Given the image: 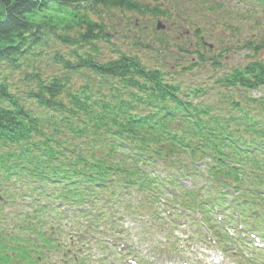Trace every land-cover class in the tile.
Here are the masks:
<instances>
[{"label":"trees","instance_id":"1","mask_svg":"<svg viewBox=\"0 0 264 264\" xmlns=\"http://www.w3.org/2000/svg\"><path fill=\"white\" fill-rule=\"evenodd\" d=\"M239 1L261 29L242 41L232 30L253 58L225 69L231 47L210 58L213 30L184 29L160 4L0 0V264H88L69 244L103 243L106 206L112 226L163 212L226 245L264 238V0ZM115 11L169 23L123 46Z\"/></svg>","mask_w":264,"mask_h":264},{"label":"rangeland","instance_id":"2","mask_svg":"<svg viewBox=\"0 0 264 264\" xmlns=\"http://www.w3.org/2000/svg\"><path fill=\"white\" fill-rule=\"evenodd\" d=\"M142 3L150 4V6L159 5L162 8L170 9L175 20L180 18L184 19V29H191V25H201L205 27L208 31H212V36H215L213 40L209 43H213L214 49L212 48L210 58L218 56L217 49H224L231 47L229 52H226V56L222 62L226 66L225 69L235 67L237 65H244L247 61L253 58L251 52L244 47L239 50L237 46V39H231L230 33L233 29L238 28L241 30L238 34L241 41L246 37H249L257 33L258 29L252 28L251 20L247 17V10L249 7L239 0H139ZM259 11V10H258ZM114 17L109 20L110 26H114L112 31L117 37L119 45L127 46L129 43L126 39L132 37L135 34L143 35L144 42L152 41L157 36L155 28L159 22L164 25L168 24L169 21L165 17L154 18L149 15H139L136 13H121L115 11ZM107 19V16H105ZM264 19V18H263ZM231 26L229 34L223 33L221 31H226L227 26ZM160 31V30H158ZM234 33V32H233ZM223 35H228L223 42L224 45L220 46V43L216 42L217 37ZM230 36V37H229ZM229 37V38H228ZM192 42L195 41L194 37L190 39ZM133 52L143 53L144 48L140 49L138 46L131 48ZM153 57L155 54L149 52ZM264 53L259 54V58L263 57ZM194 56V54H191ZM187 59V56L185 57ZM172 64L179 63L176 60L171 59ZM175 63L174 67L175 73L179 76H184V78L190 79L194 78L193 75L182 73V66H178ZM184 64V63H183ZM170 68V67H169ZM220 72H223L222 70ZM205 75V71L202 72ZM207 75V73H206ZM195 78H197L195 76ZM128 203H126L127 205ZM133 205V203H131ZM136 206V205H135ZM138 207V206H136ZM106 218L98 221L96 225L97 233L99 237H103L102 241L107 242L106 252L100 247L104 246L101 242L99 245L93 244L92 238L94 235H85L83 239L86 244L81 243L69 244L70 253L76 252V254L91 257L88 259V264H246L247 261L245 257H253L250 250L245 249V256L239 257L236 253H240L239 245L232 244L231 247L225 248L224 254L231 257L232 259H227L220 254L218 249L222 247H227L224 245V239L219 237L220 241L216 240L218 238L212 237L213 233H210L209 228L195 227L190 224V221L183 218H176L172 214L156 212L149 216L136 215L130 216L127 214L125 217L122 216L120 221L121 225L112 226L106 224L112 219L111 214L107 213L108 207L106 206ZM140 210H143L141 206ZM127 211V210H126ZM159 216L161 218H159ZM105 219V220H104ZM70 226L72 224H69ZM109 227V228H108ZM67 229H70L69 227ZM108 229H111L108 230ZM201 229V230H199ZM224 228L220 227L217 230H222ZM232 233V229H227ZM108 231V232H106ZM201 234V236H195ZM194 235V236H193ZM214 236V235H213ZM115 239H114V238ZM78 240V239H77ZM222 241V242H221ZM89 247H88V246ZM110 247L114 249L111 250ZM67 248H61V250H66ZM104 251V252H103ZM168 251H171L170 254ZM109 254L105 259L104 255ZM68 255V254H66ZM256 256V255H254ZM260 257V255H257ZM52 257L57 259L56 254ZM103 257V259H102ZM100 259V260H99ZM108 259V263H107ZM218 259V263L215 260ZM105 260V261H103ZM241 262V263H240Z\"/></svg>","mask_w":264,"mask_h":264},{"label":"water","instance_id":"3","mask_svg":"<svg viewBox=\"0 0 264 264\" xmlns=\"http://www.w3.org/2000/svg\"><path fill=\"white\" fill-rule=\"evenodd\" d=\"M157 28H158L159 30H161V29H165V25H164L162 22H159L158 25H157Z\"/></svg>","mask_w":264,"mask_h":264},{"label":"flooded vegetation","instance_id":"4","mask_svg":"<svg viewBox=\"0 0 264 264\" xmlns=\"http://www.w3.org/2000/svg\"><path fill=\"white\" fill-rule=\"evenodd\" d=\"M213 48V47H212ZM211 47H210V49H212ZM196 55H199V53H195V57H196ZM195 57L193 58V60H195Z\"/></svg>","mask_w":264,"mask_h":264}]
</instances>
